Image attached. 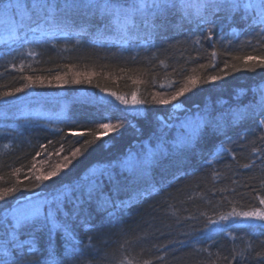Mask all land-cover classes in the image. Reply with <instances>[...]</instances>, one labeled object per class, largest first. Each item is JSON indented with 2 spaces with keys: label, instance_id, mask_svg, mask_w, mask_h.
<instances>
[{
  "label": "trees",
  "instance_id": "1",
  "mask_svg": "<svg viewBox=\"0 0 264 264\" xmlns=\"http://www.w3.org/2000/svg\"><path fill=\"white\" fill-rule=\"evenodd\" d=\"M256 16L255 8L233 14L221 12L216 18L215 35L207 40L206 25L198 28L194 17L185 18L183 12L173 9L167 14L166 29L150 43L132 34L125 37L114 26L95 37L76 35L79 27L68 35L44 23L37 28L27 19L18 31L14 30L19 28L20 20L12 30L0 26V190L20 186L10 194L7 204L0 203V209L13 207L17 200L38 191L50 197L63 192L69 199L60 219L67 220L80 249L68 256L64 233L56 231L50 241L45 231L35 237L41 260L48 259L51 252V264H229L233 254H242L250 255V259L239 264H258L256 253L264 254V226H250L248 221L235 217L230 218L233 222L226 231H204L216 227L208 223L209 219L217 221L233 211L260 207L264 163L253 156L252 148L259 145L252 141L262 130L254 121L229 127L224 134L206 129L191 150L167 155L157 152L145 173L137 170L133 159L129 170L122 166L112 181H103L105 193L120 185L113 199L123 205L99 211L93 203L86 205V212L78 218L67 214L77 203L67 182L85 175V169L98 161L141 153L142 145L154 147L156 117L165 122L175 103L183 108L166 132L169 142L180 136L179 122L200 109L207 107L214 115L226 114L229 108L242 106V102L245 105L248 98H253L252 93L264 82V68L255 61L245 64L237 57H264V26L255 20ZM29 26L36 30L30 31ZM196 38L200 44L194 42ZM225 62L235 65L226 69L227 78L207 83V75H223L220 69ZM201 64L208 67L201 69ZM58 73H67L65 79L69 82L55 80ZM76 73L81 74V83L71 82ZM190 76L200 78L191 92L169 106L152 104L153 94L173 91ZM26 77H32V81ZM38 77L44 82L40 83ZM17 88L22 91L16 93ZM5 92L13 94L3 97ZM111 92L125 96L129 102L135 92L137 99H145L148 104L132 109L131 103L121 104ZM76 93L93 94L97 103L67 99ZM145 109V116L134 115ZM121 120L126 126L102 135L103 143L93 135L102 133L100 123ZM72 132L83 136H72ZM85 139L92 140L93 146L78 157L71 171L31 190L34 174L50 170V165L61 159L57 155L61 144L67 155L81 146L77 140ZM41 144L47 146V153ZM253 160V167H243ZM33 164L36 168L29 171ZM138 199L140 204H135Z\"/></svg>",
  "mask_w": 264,
  "mask_h": 264
},
{
  "label": "snow or ice",
  "instance_id": "2",
  "mask_svg": "<svg viewBox=\"0 0 264 264\" xmlns=\"http://www.w3.org/2000/svg\"><path fill=\"white\" fill-rule=\"evenodd\" d=\"M252 8L257 10L255 20L264 26V2L255 3L254 0H124V2H121V0H36L35 3L31 0L30 4L23 3L22 0H0V14L12 20L18 17L21 21L19 28L14 31H18L25 26V19L35 23L37 28L41 23H44L55 27L65 35L70 34L74 27H79L80 32L75 33L76 35L85 33L94 37L103 36L109 28L114 26L121 35L127 37L132 34L137 39H144L146 43H150L154 36L159 35L161 31L166 29L167 14L173 9H179L184 13L185 18L194 17V22L198 28L206 25L207 35L205 39L211 40L215 35L216 18L219 13L233 14L241 9L246 11ZM77 15L80 17L79 21L76 19ZM29 30L35 31L36 29L29 26ZM262 34H264V28H262ZM194 42L196 44L201 43L199 38H196ZM214 55L215 52H213ZM237 59H242L245 64H248L249 61H255L259 67L264 68V57L244 56L237 57ZM206 67L208 65H200L201 69ZM230 67L234 68L235 65H229L225 62L224 67L220 69L223 75L209 74L206 77V82L215 84L226 79L228 76L226 69ZM80 75V73H76L71 82L81 83ZM65 76H67V73H58L54 79L68 83L69 81L65 79ZM26 79L29 82L32 81V77H26ZM37 79L40 83L44 82L43 78L38 77ZM87 82L91 83V80L89 79ZM199 83L200 78L190 76L186 83L176 87L173 91L168 93L159 91L153 94L151 102L159 106L172 105L178 98L184 97L195 89ZM26 86H30V84ZM20 91L22 89H15L16 93ZM101 91L106 92L107 90L101 89ZM255 91L259 92V98L254 103L233 106L228 109L226 114L214 115L213 111L207 107L200 109L195 115L182 123L180 136L171 142L167 140L166 132L173 125L170 122H164L161 117H156L158 121V128L155 132L157 143L154 147L142 145L141 153L133 155L132 152H129L124 158L108 162L98 161L96 165H90L89 168L85 169V172L90 169L92 175H78L74 181L67 182V189L77 202L73 209L67 210V214H70L74 219L78 218L86 212L85 206H90L93 203L99 211L123 205L124 202L117 203L113 199V194L120 192V185H114L110 192L105 193L103 181L105 179L112 181L116 175V170L125 164V160L129 157L135 159L138 166L137 170L140 173H145L154 163L157 152L167 155L169 152L180 153L191 150L206 129L224 134L227 128L237 126L243 121L256 122L262 131L261 135L252 141L253 145H259L252 148V154L261 163H264V155H262L264 153V87ZM12 94L11 92H5L2 96L7 97ZM110 95L114 96L123 105L131 103L133 106H144L148 104L145 99H137L135 92L132 93L131 102L125 96L117 95L115 92H111ZM134 115L143 117L146 115V109L145 111L137 110ZM125 126V122L122 120L115 124L100 123L102 133L97 132L93 135L100 143H103L100 140L102 135L118 131ZM56 131L59 132L60 130L57 129ZM71 135L83 136V133L72 132ZM111 138L109 136V139ZM48 143L52 144L53 142L49 141ZM76 143L81 146L70 150L67 155L64 154V146L61 144L57 150V155L61 159L54 165H50V170L34 174L31 190L41 187L44 182L53 180L62 173L71 171L78 157L93 146V141L87 139L82 142L77 140ZM40 148L45 153L48 152L46 145L41 144ZM39 155L40 153H37V156ZM254 165L255 160L252 164H245L243 167L251 168ZM35 168L36 164H33L29 171ZM262 184H264V181H262ZM64 187L65 185L60 186V188ZM19 188L20 186L17 185L0 190V203L7 204L10 194L16 193ZM68 199V196L58 191L57 194L42 203L33 201L25 203L17 200L16 207L8 206L0 209V264H51V252H49L48 259L41 260L39 258L40 250L36 246L35 237L45 231H47L50 241L56 231H62L69 245L67 255H76L80 249L74 242L67 220L60 219V214L65 209ZM259 205L260 207H256L251 211H233L227 215H222L217 221L209 219L208 223L214 224L216 227L211 229L206 227L204 231H226L230 223L233 222L230 218L235 217L243 218L249 222L250 226H253L251 224L253 220L264 222V198H259ZM108 214L109 216L112 215L111 212ZM255 226L261 227L264 225ZM26 236L28 238H25ZM31 257H35V259H30ZM157 259L162 258L157 257ZM225 259L227 260L228 257H225ZM248 259H250V255L233 254L229 264H239L240 261H247ZM256 259L258 264H264V254L261 252L256 253ZM145 264H151V262L145 261Z\"/></svg>",
  "mask_w": 264,
  "mask_h": 264
},
{
  "label": "rangeland",
  "instance_id": "3",
  "mask_svg": "<svg viewBox=\"0 0 264 264\" xmlns=\"http://www.w3.org/2000/svg\"><path fill=\"white\" fill-rule=\"evenodd\" d=\"M254 1H259V0H254ZM23 3H26V4H30L31 3V0H22ZM33 3L36 2V0H32ZM19 18L17 17L15 20H12L10 18H7L5 17L4 15L0 14V26L1 27H4V28H7L9 30H12L14 29V26H15V23H18L19 22ZM0 27V28H1ZM261 87H264V82H262L260 85H259V88ZM93 94H87V93H76V94H72V95H68L67 96V99L68 100H80V101H91V102H95L97 103V101H95L94 98H92ZM104 98V97H103ZM98 100H101L102 98L98 97L97 98ZM106 99V98H105ZM102 101V100H101ZM251 103V102H250ZM249 103H245V105H247ZM179 105V106H177ZM131 108L132 109H135V106L131 105ZM183 108L182 104L181 103H175L173 106H172V110L170 111V115L168 116V119L165 121L166 123L170 122L171 124H173V120L176 118L177 119V116L180 115L179 111H181ZM175 119V120H176ZM184 121H180L179 124H180V130L182 129L181 128V125ZM179 130V131H180ZM137 145L135 144L134 145V148L136 147ZM137 148H135L134 151H136ZM134 160L131 159L130 157L125 160V164L123 166H126L127 168L129 167V165L133 162ZM92 175L91 173V170H89V172L85 175V176H90ZM50 195L48 194H41V192H35L29 196H27L26 198L20 200L22 202H25L27 203L28 201H33L35 203H42L43 201L47 200V199H50ZM16 207V205L13 206V208ZM238 220H244L243 218L241 217H236ZM245 221V220H244ZM259 220H253L252 222H258Z\"/></svg>",
  "mask_w": 264,
  "mask_h": 264
},
{
  "label": "bare ground",
  "instance_id": "4",
  "mask_svg": "<svg viewBox=\"0 0 264 264\" xmlns=\"http://www.w3.org/2000/svg\"><path fill=\"white\" fill-rule=\"evenodd\" d=\"M250 96V95H249ZM252 96H253V98H248L245 102L246 103H254L258 98H259V92L257 91L255 94H253L252 93ZM242 105H244V102H242ZM218 115H220V114H218ZM126 167V166H125ZM127 168V167H126ZM130 169V166L127 168V170H129ZM90 170V169H89ZM89 171H87V173H88ZM86 173V174H87ZM85 174V175H86ZM85 175H83V176H85ZM139 190H141V189H139ZM143 192H145V193H148V191L146 190V189H144L143 190ZM148 195H151V193H148ZM142 196H144V195H140L139 197H142ZM146 197V196H145ZM135 204L137 203V204H140V199H138V200H136L135 202H134ZM94 209H96V207H94ZM264 224V222H262V221H258V222H251V224Z\"/></svg>",
  "mask_w": 264,
  "mask_h": 264
}]
</instances>
